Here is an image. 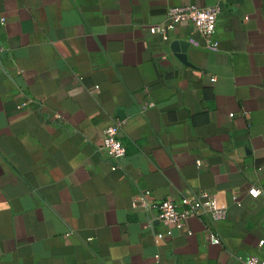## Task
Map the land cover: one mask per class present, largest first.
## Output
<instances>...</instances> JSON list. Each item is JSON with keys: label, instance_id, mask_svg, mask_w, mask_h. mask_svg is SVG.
Segmentation results:
<instances>
[{"label": "crops", "instance_id": "1", "mask_svg": "<svg viewBox=\"0 0 264 264\" xmlns=\"http://www.w3.org/2000/svg\"><path fill=\"white\" fill-rule=\"evenodd\" d=\"M185 5L221 7L216 50L150 32ZM0 46V264L264 261V0H0ZM200 193L224 221L156 219Z\"/></svg>", "mask_w": 264, "mask_h": 264}, {"label": "built area", "instance_id": "2", "mask_svg": "<svg viewBox=\"0 0 264 264\" xmlns=\"http://www.w3.org/2000/svg\"><path fill=\"white\" fill-rule=\"evenodd\" d=\"M221 13L219 5L200 8L191 5L170 7L166 13L165 21L162 25L154 26L150 29L152 34L161 35L167 38L166 34L178 25H190L195 34L204 42V48L216 50L218 41L216 38V26L218 17ZM2 47L0 46V51ZM120 123L108 125L103 131V138L99 149L103 150L106 155L113 161L121 159L126 148L119 138ZM249 195L256 198L260 195V190L256 187L249 189ZM156 209V219L166 226H175L183 229L186 222L191 218L206 217L212 223L222 222L226 219V207L219 205L206 193H200L192 196H185L178 202L171 199H161L153 203ZM263 229H264V210H263ZM210 243L219 244V239L214 233L210 234ZM263 244V242H260ZM245 264H264L263 260L255 257L242 259L236 257Z\"/></svg>", "mask_w": 264, "mask_h": 264}, {"label": "water", "instance_id": "3", "mask_svg": "<svg viewBox=\"0 0 264 264\" xmlns=\"http://www.w3.org/2000/svg\"><path fill=\"white\" fill-rule=\"evenodd\" d=\"M178 45H180V47H184V46H186V43H183V42H174L173 44H172V46L176 49V47L178 46ZM182 50H183V48H181ZM178 50V49H177Z\"/></svg>", "mask_w": 264, "mask_h": 264}]
</instances>
